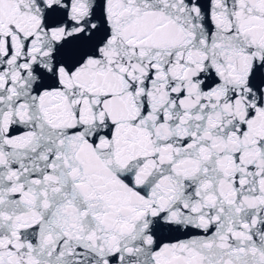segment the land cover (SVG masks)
Segmentation results:
<instances>
[{
	"label": "snow or ice",
	"instance_id": "obj_1",
	"mask_svg": "<svg viewBox=\"0 0 264 264\" xmlns=\"http://www.w3.org/2000/svg\"><path fill=\"white\" fill-rule=\"evenodd\" d=\"M0 264H264V0H0Z\"/></svg>",
	"mask_w": 264,
	"mask_h": 264
}]
</instances>
